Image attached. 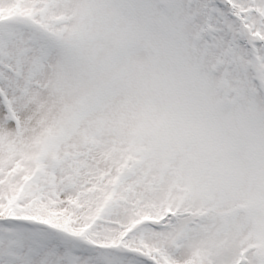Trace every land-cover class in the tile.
<instances>
[{
	"label": "snow or ice",
	"instance_id": "1",
	"mask_svg": "<svg viewBox=\"0 0 264 264\" xmlns=\"http://www.w3.org/2000/svg\"><path fill=\"white\" fill-rule=\"evenodd\" d=\"M0 264H264V0H0Z\"/></svg>",
	"mask_w": 264,
	"mask_h": 264
}]
</instances>
